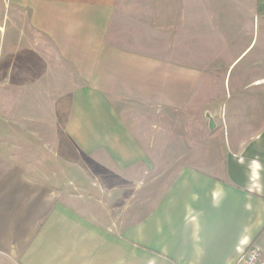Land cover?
<instances>
[{
    "label": "crops",
    "instance_id": "obj_1",
    "mask_svg": "<svg viewBox=\"0 0 264 264\" xmlns=\"http://www.w3.org/2000/svg\"><path fill=\"white\" fill-rule=\"evenodd\" d=\"M260 35L264 0H0L8 72L31 57L36 79L59 82L67 70L80 83L69 102L70 144L54 148L63 176L41 172L49 148L14 145L29 132L0 117V264H234L252 245L264 260V128L238 155L167 180L143 221L139 185L157 177H139L130 191L135 177L77 176L78 153L91 173L106 164L151 173L157 150L144 129L158 110L192 103L200 72L190 53L238 39L250 40L246 53Z\"/></svg>",
    "mask_w": 264,
    "mask_h": 264
},
{
    "label": "rangeland",
    "instance_id": "obj_2",
    "mask_svg": "<svg viewBox=\"0 0 264 264\" xmlns=\"http://www.w3.org/2000/svg\"><path fill=\"white\" fill-rule=\"evenodd\" d=\"M236 11L238 15L241 12ZM230 16L235 20V15ZM236 20H239L238 16ZM250 43V40L246 39L234 42L230 40L227 46H219L221 52L206 49V52H201V56H196V52L190 53V63L200 72L192 103L188 109L181 112L158 110L153 115L156 120L144 129L146 143L149 144V141L154 139L157 150L152 154L156 167L151 173L144 174L138 168L119 173L106 163L103 172L92 170L91 173L85 169L86 163L91 159L78 153L77 176L89 174L135 177L130 180L131 184L125 187L132 191L140 186L143 221L150 209L164 196L168 187L166 181L177 176L182 169H197L202 166V161H225L229 154L238 155L241 147L264 128V40L260 35L254 49L242 52ZM204 44L213 45L217 42L204 37ZM220 44L225 43L222 41ZM3 46L2 43V49ZM8 53L0 52V117H3L4 112L12 115L13 120L9 122V126L29 132L26 137L13 138L14 145L26 144L30 151L40 145L49 148L44 154L46 168L40 169L49 175L51 171H58L53 161L59 159L64 162L62 157H56L58 154L54 148L70 144L65 137L69 102L74 92L73 85L80 83L71 81L74 77L65 67H62V70L67 72L61 73L59 82L57 78H51L49 82V74L45 76V83L43 79H36L37 66L31 64V57H26V63H21L20 60L12 64L8 72ZM21 118L23 120H20ZM33 118L37 121H33ZM127 118L128 116L125 120ZM211 123L214 125L213 129ZM4 125L5 123L0 121V127ZM32 132H38V135H33ZM38 156H41V153L29 154L30 159ZM50 164L51 167H47ZM58 172L63 176V170L59 169ZM142 176L157 178L138 186L137 183L141 179L139 177Z\"/></svg>",
    "mask_w": 264,
    "mask_h": 264
},
{
    "label": "built area",
    "instance_id": "obj_3",
    "mask_svg": "<svg viewBox=\"0 0 264 264\" xmlns=\"http://www.w3.org/2000/svg\"><path fill=\"white\" fill-rule=\"evenodd\" d=\"M234 264H264L261 248L252 245Z\"/></svg>",
    "mask_w": 264,
    "mask_h": 264
},
{
    "label": "water",
    "instance_id": "obj_4",
    "mask_svg": "<svg viewBox=\"0 0 264 264\" xmlns=\"http://www.w3.org/2000/svg\"><path fill=\"white\" fill-rule=\"evenodd\" d=\"M214 128V125H213V123H211V129H213Z\"/></svg>",
    "mask_w": 264,
    "mask_h": 264
}]
</instances>
